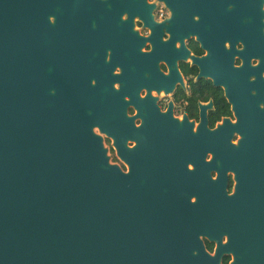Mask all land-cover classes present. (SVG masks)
<instances>
[{
    "label": "flooded vegetation",
    "instance_id": "obj_1",
    "mask_svg": "<svg viewBox=\"0 0 264 264\" xmlns=\"http://www.w3.org/2000/svg\"><path fill=\"white\" fill-rule=\"evenodd\" d=\"M82 1L94 33L65 70L101 83L112 134L93 131L111 163L142 165L128 174L171 261L264 264V0Z\"/></svg>",
    "mask_w": 264,
    "mask_h": 264
},
{
    "label": "water",
    "instance_id": "obj_2",
    "mask_svg": "<svg viewBox=\"0 0 264 264\" xmlns=\"http://www.w3.org/2000/svg\"><path fill=\"white\" fill-rule=\"evenodd\" d=\"M87 5L0 0V264H174L128 174L142 165L111 163L93 131L112 134L101 83L65 70Z\"/></svg>",
    "mask_w": 264,
    "mask_h": 264
}]
</instances>
